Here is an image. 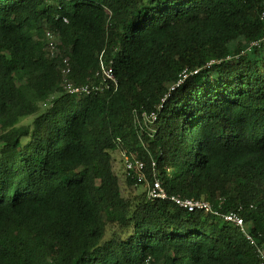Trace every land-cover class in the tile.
<instances>
[{
    "label": "trees",
    "instance_id": "1",
    "mask_svg": "<svg viewBox=\"0 0 264 264\" xmlns=\"http://www.w3.org/2000/svg\"><path fill=\"white\" fill-rule=\"evenodd\" d=\"M263 34L264 0H0V264H259L239 228L122 189L112 154L264 243ZM101 53L117 91L63 93L62 59L83 84Z\"/></svg>",
    "mask_w": 264,
    "mask_h": 264
},
{
    "label": "built area",
    "instance_id": "2",
    "mask_svg": "<svg viewBox=\"0 0 264 264\" xmlns=\"http://www.w3.org/2000/svg\"><path fill=\"white\" fill-rule=\"evenodd\" d=\"M260 44H264V34L259 40L252 42L248 48L258 47ZM45 46L50 58H56L58 56V42L56 38L50 32L45 33ZM71 69L69 66L68 58L62 59V65L60 67V81L61 90L63 93L76 96L86 97L95 96L105 92H115L118 89V80L114 74L113 61L110 59L106 61L103 53L98 56V69L94 75L87 79L83 84H76L70 79ZM196 73V72H194ZM53 99L51 96L50 100ZM49 102V101H48ZM48 102L43 103L46 106ZM156 113H141L133 112V120L138 128L150 127L156 120ZM120 161L122 163V170L125 177L136 180L137 183L142 184L143 191L147 200L150 201H165L169 200L179 208L186 210L187 212L202 211L209 213L220 221L231 224L241 231L246 241L253 247L259 264H264V243H259L258 240L253 237L246 230L242 217L236 211H229L221 213L219 209L213 208V206L206 201L183 199L180 196L169 195L163 189L162 184L155 172V163L151 162L150 178H147L145 173L144 163L137 158L129 157L125 152H120Z\"/></svg>",
    "mask_w": 264,
    "mask_h": 264
},
{
    "label": "rangeland",
    "instance_id": "3",
    "mask_svg": "<svg viewBox=\"0 0 264 264\" xmlns=\"http://www.w3.org/2000/svg\"><path fill=\"white\" fill-rule=\"evenodd\" d=\"M31 120V117H28L24 120L25 123H28L30 122ZM112 165H113V171L115 172V174L117 175V177L119 178L120 180V184H121V187L122 189L125 187V183H124V180H123V177H122V163L119 159V155L117 154V152H114L112 154ZM136 192H139V191H143V188L141 186H139L138 188H136Z\"/></svg>",
    "mask_w": 264,
    "mask_h": 264
}]
</instances>
